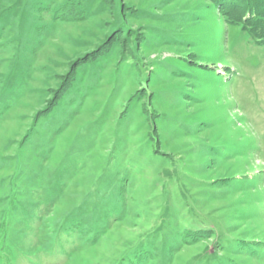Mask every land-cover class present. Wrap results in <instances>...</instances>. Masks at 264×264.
I'll list each match as a JSON object with an SVG mask.
<instances>
[{
    "label": "rangeland",
    "instance_id": "obj_1",
    "mask_svg": "<svg viewBox=\"0 0 264 264\" xmlns=\"http://www.w3.org/2000/svg\"><path fill=\"white\" fill-rule=\"evenodd\" d=\"M0 264H264V0H0Z\"/></svg>",
    "mask_w": 264,
    "mask_h": 264
}]
</instances>
